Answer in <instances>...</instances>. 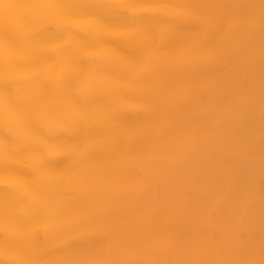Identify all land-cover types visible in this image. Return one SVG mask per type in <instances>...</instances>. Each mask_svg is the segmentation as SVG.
Returning a JSON list of instances; mask_svg holds the SVG:
<instances>
[{
    "label": "clouds",
    "instance_id": "obj_1",
    "mask_svg": "<svg viewBox=\"0 0 264 264\" xmlns=\"http://www.w3.org/2000/svg\"><path fill=\"white\" fill-rule=\"evenodd\" d=\"M0 264H264V0H0Z\"/></svg>",
    "mask_w": 264,
    "mask_h": 264
},
{
    "label": "bare ground",
    "instance_id": "obj_2",
    "mask_svg": "<svg viewBox=\"0 0 264 264\" xmlns=\"http://www.w3.org/2000/svg\"><path fill=\"white\" fill-rule=\"evenodd\" d=\"M197 30V26L196 25H185L182 27L181 31H185V32H191V31H196ZM178 41L176 40H171L168 42V44L166 45L169 48H175L178 45Z\"/></svg>",
    "mask_w": 264,
    "mask_h": 264
}]
</instances>
